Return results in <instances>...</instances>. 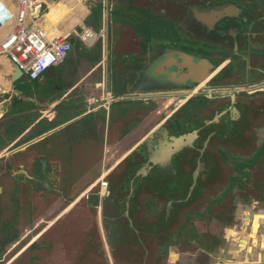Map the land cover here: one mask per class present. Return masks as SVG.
Returning <instances> with one entry per match:
<instances>
[{
	"label": "flooded vegetation",
	"instance_id": "obj_1",
	"mask_svg": "<svg viewBox=\"0 0 264 264\" xmlns=\"http://www.w3.org/2000/svg\"><path fill=\"white\" fill-rule=\"evenodd\" d=\"M222 4L259 11L260 21L264 20V0H132L136 15L115 13L118 19L125 16L122 23L130 25L117 28L109 63L113 98H124L111 107L125 104L123 117L88 120L70 138L72 146L62 144V134L47 138L36 147V158L43 163L40 168L33 165L36 159L30 161V148L16 153L21 158L11 176L13 182L9 180L0 191L9 195L8 204L4 203L15 213L7 217L6 226L16 228V220L21 222L27 213L46 216L44 222L35 223L28 248L38 253L29 257L31 264H179L184 257L177 254L178 247L192 243L198 236L193 226L206 222L202 218L207 215L195 210L200 199H209L208 194L225 183L224 194L250 183H255L258 195L264 194V142H260L264 85L249 89L248 79L243 87L209 94L195 93L196 89L191 95L130 96L145 90L147 81L137 85L146 58L161 47L220 63L229 61L236 51L226 47L239 37L230 35L237 20L224 21L225 33L219 32L220 25L210 31L197 19L209 17L214 10L203 16L195 12ZM223 36L229 41L221 42ZM238 52L249 55L245 48ZM250 134L258 135L257 142L250 144ZM171 137L180 146L167 163L170 145L178 146ZM253 169L260 170V177ZM194 175L196 186L190 192ZM109 186L114 192L111 197ZM221 198H213L210 205L217 209ZM68 212H87L88 220L85 223L86 216L79 214L70 230H61L55 222ZM47 216L54 217L45 225ZM50 231L51 238L39 245ZM18 236L15 232L14 240ZM205 237L200 235L199 249L206 246ZM173 255L177 258L172 259Z\"/></svg>",
	"mask_w": 264,
	"mask_h": 264
},
{
	"label": "crops",
	"instance_id": "obj_2",
	"mask_svg": "<svg viewBox=\"0 0 264 264\" xmlns=\"http://www.w3.org/2000/svg\"><path fill=\"white\" fill-rule=\"evenodd\" d=\"M45 1L55 2L57 0H42V3L46 4ZM43 4L40 6L46 8L47 5ZM7 7V0L0 1V32L6 28V23L10 19H14L15 13L9 12ZM72 14V11L63 14L65 19L60 23L66 22ZM60 23L51 29H57L61 25ZM86 28L97 34L91 25L86 26ZM104 29L105 26H103ZM6 30L3 35L6 34ZM113 32L112 29H109L107 23L105 34H98L99 40L97 42H100V47L94 51H92V48L96 43L89 47L83 45L87 48L86 50L81 49V47L75 50V44L82 43L80 41L81 35L77 33L74 36L72 33L67 34L71 40L72 36L74 37L71 53L63 64L49 69L44 77L36 81V85L33 82V84L31 83V87L26 91V94L27 92L31 93L30 96H26L20 89L15 91L13 84L7 93L0 92V158L20 149L27 148L26 150H28L30 148L32 153L29 155L30 161L34 159L40 161L36 158L39 151L36 147L46 141L47 138H53L57 133L68 130L66 134H62L60 141L63 142L62 144L72 146L70 138H73L76 134L78 135L88 125V118L92 117L94 121H102L103 113H105L104 120H108L113 102L124 99L117 97L118 99L114 100L113 90L109 87L112 84V78L109 82L111 67L109 63H111L110 57L114 56L112 55ZM94 56H98L100 60L98 58L96 60L93 58ZM4 59L8 61V59ZM8 62L10 63V61ZM54 68H64L65 74L58 76L60 81L51 83L45 76H53ZM72 71L74 73H70ZM43 82L44 84L41 87ZM97 93H99L98 96ZM14 97L19 98H16L18 101H15V103L13 101ZM56 121L58 122L55 123ZM32 129L34 131L29 135ZM249 137L252 139L250 144L254 141L257 142L258 135L250 134ZM260 138V142L263 143L264 139ZM101 186L105 192L106 185L102 182ZM257 206L252 208L250 206V211L244 212L240 229L229 226L230 228L226 230V239L230 242L231 247L233 246L232 252L229 251V254H231L229 259L234 261L225 262L220 260L218 264L263 263L264 209ZM240 243L244 245L242 249ZM176 258L177 256L173 255L172 259Z\"/></svg>",
	"mask_w": 264,
	"mask_h": 264
},
{
	"label": "rangeland",
	"instance_id": "obj_3",
	"mask_svg": "<svg viewBox=\"0 0 264 264\" xmlns=\"http://www.w3.org/2000/svg\"><path fill=\"white\" fill-rule=\"evenodd\" d=\"M7 1H8L7 10L9 12L11 8H14V5H16V9H17V5L20 2V0H7ZM27 1L28 4L32 5L33 9H35L36 7L38 9V7H40V5L43 4L42 0H27ZM122 1H124L123 2L124 4H122ZM45 3L46 4L43 5H47L46 7L47 12L44 14L43 18L40 21V27L43 30L52 31L53 37L58 35L63 36L70 33H72L73 36L76 33L78 35H82L85 34L86 31V34H90L91 38H95L94 37L95 34L89 31L88 28H86V26L91 25L97 34H105L107 23L109 24V29H112L114 31L113 35L115 36L118 33L117 28H127V27L130 28L129 24L122 23V18L129 14H135L134 12H136L134 10H131L130 8L132 7L130 5L132 3V0L129 1L128 0H57L55 2L45 1ZM77 4L79 5L75 6ZM100 5H102L103 7ZM74 6L76 9L73 8ZM72 8L73 10H71ZM16 9L13 10L14 13ZM68 11L69 13L72 11L73 13L72 16L63 24L60 23L62 20L65 19V16H63V14H66ZM120 12L124 13L123 15L125 16L118 19L116 18L115 13H120ZM126 19L128 20L129 18L127 17ZM10 21L11 19L6 23V25H9ZM59 23L61 25L57 29H53V30L51 29L52 27H56ZM133 24H136V22L132 21L131 25L134 26ZM103 26H105L104 30H103ZM6 28L7 30L6 29L5 30L7 33L9 27ZM5 30L2 29V32H0V35H2L0 36V41H2V38L5 36L3 35L5 33L4 32ZM151 30H152V26H150L148 31ZM73 36H72V41L74 40ZM95 46L92 48V51H94L95 49L97 50L100 47V42H97ZM80 47L83 50L87 49L83 46L82 43L75 44V50H78V48ZM93 58H95L96 60L98 58V60H100L98 56H94ZM3 61H5L4 58ZM5 62L7 65L4 69L0 66V76H2L0 78L1 93H7L8 91H10L11 86H9L10 84L8 80H15V78H13V75L15 73L14 65L10 64L8 61ZM53 71H54L53 76L50 77L48 75L45 76V78L51 83L60 81L59 80L60 78L58 76H62V74H65L64 68H54ZM70 73H74V71ZM33 83L36 85L37 82H33ZM43 84L44 82L41 83V87ZM13 85H14L13 89L15 91H18L20 89L21 92L24 94H26V91H28V89L31 87V83L26 81L25 79L16 81L13 83ZM30 94L31 93L27 92L26 96H30ZM98 94L99 93H97V96ZM16 98L17 97L13 98L14 103L15 101H18L16 100ZM123 107H126V105L125 104L113 105L112 107H110L111 111L109 112L108 117L115 116V119H121L123 117V112L126 110V108ZM104 117H105V113H103V117H102L103 120ZM88 119L91 122L92 117ZM57 122L58 121H56L55 123ZM141 128H144V125H142ZM33 131L34 130L32 129L31 132H29V135L33 133ZM67 132L68 130H63L60 133H57L56 138H58L61 134H66ZM263 134L260 136L262 137V139H264ZM16 153L17 152H14L12 154H6V157H3L4 156L3 155L1 156L2 158H0V191L1 192L4 191L3 190L4 186L5 184H8L9 180L11 179V176L15 175L14 173L16 171L17 163L20 162V158H21L19 157L21 154L16 155ZM10 166L11 169L9 170ZM239 168H241V166H239ZM253 171L256 170L253 169ZM256 172L259 173L257 174V177H260V170H257ZM251 177H252L251 180L254 181L256 178V174H254L253 172ZM10 181L13 182L12 180ZM226 187H227V183L220 185V187L214 190L212 195H210V193L208 194L209 199H200L197 202L198 208L197 209L195 208V210H197L201 214L207 215L204 218H202L206 222H198L195 226H193V228L195 229L198 235L197 239L198 242L200 241L199 243L193 241L192 243L183 242L182 245L178 247L177 254L182 255L184 257V259L180 260L181 262L179 264H218L220 260L225 262L234 261L233 259H229L231 255L229 254V251L232 252L233 246L231 247L230 242L226 239L227 236L226 230L230 228L229 226L240 229V227L242 226V217L244 215V212L250 211L249 210L250 206L252 208L255 205H257L256 203H259V207L261 209H264V194L258 195V192L255 189L256 187L255 183H250L245 186L244 185L237 186L233 192L224 194L223 191L226 189ZM12 189L14 190V188ZM102 193L104 194L105 192L102 191ZM219 197H222L221 200L222 199L223 200L220 202V205L217 207V209H214L212 205H210V203L213 204V200H214L213 198H219ZM4 202L6 204H8L9 202V195L7 193L5 196L3 194L0 195V264H31L32 260L29 259V257L34 256L35 254L38 253V252L36 253L35 248H28L29 244L32 242L31 240L33 236L35 235V229H36L35 223L37 221H39V223L44 222L46 216H39L38 218H36V216L27 213L26 214L27 216L25 215V217H23L20 220L21 222L16 220L14 224L16 228L12 229L13 227L6 226L8 222L7 217H9L10 219L15 213L13 211H10V209L5 205ZM48 213L49 212L47 211L46 214L48 215ZM71 213L66 214L64 218H62L58 222L59 224L55 222V225L61 226L62 227L61 230L62 229L70 230V228L74 226L73 225L74 221H76V217H78L79 214H82L83 217L86 216L84 218L85 223L88 220L87 216H89V214L87 212L85 213L79 212L78 214L75 215ZM53 217H48L45 225L48 224L51 221V218ZM34 218H36L35 221ZM16 229L17 231H15ZM191 230L192 229L188 226L187 231L192 236V233L190 232ZM15 232L18 233L19 236L17 239L14 240ZM51 232L52 231L46 234L38 244L44 245V241H47V239L51 238ZM201 234H204L206 236L205 239H208L205 242L206 246L203 247L205 251L203 249H199L198 247V245H200L202 241L199 239ZM5 240L7 241L8 244L7 245L5 244L4 247L3 241ZM188 240L191 241L190 239ZM38 244H36L35 246H38ZM240 246L242 249L244 246L243 243L242 244L240 243ZM109 250H111L110 245H109Z\"/></svg>",
	"mask_w": 264,
	"mask_h": 264
},
{
	"label": "water",
	"instance_id": "obj_4",
	"mask_svg": "<svg viewBox=\"0 0 264 264\" xmlns=\"http://www.w3.org/2000/svg\"><path fill=\"white\" fill-rule=\"evenodd\" d=\"M139 7V6H138ZM144 9V8H143ZM214 10V11H213ZM213 11V12H212ZM197 16L206 15L212 12V15L206 18H198V22L205 25L207 30H214L216 26H221L219 32H224L226 19L233 18L237 20L232 26L234 30L231 32L234 36H239L230 44L229 48L236 51L229 61L222 59V63L213 58L206 56H194L186 54L178 49H166L161 47L154 56H147L145 66L142 70L140 82H145V90H137L130 96L147 97L158 95H191L197 89V92L209 94L215 91L231 90L234 86H245L243 81H248L251 87L256 89L264 85V20L260 21L259 11L249 10L247 8H239L236 5L222 4L216 8L208 10L198 9L195 11ZM259 12V13H257ZM255 18H252L254 17ZM217 21V22H216ZM239 21V22H238ZM242 28V29H241ZM221 42H228L226 37H220ZM239 46V47H238ZM225 47V46H223ZM239 48V49H238ZM245 48L249 51V55H243L238 50ZM238 49V50H237ZM150 55V54H149ZM15 68L13 78L15 82L22 78V72ZM112 80V84H113ZM124 86V85H123ZM201 86V87H200ZM247 86V85H246ZM199 88V89H198ZM246 88V87H245ZM255 91L250 93L254 94ZM178 146L170 145V157L166 160L171 162V158L179 151V140L170 138ZM183 139V138H179ZM164 147V145H159ZM160 148V147H158ZM27 148L20 149L17 153L25 151ZM262 159L264 160V154ZM39 168L43 165L42 161H34L33 165H38ZM156 166V163H155ZM264 168V162L262 164ZM195 174H197L195 172ZM197 175L193 176V182L190 187V192L196 186ZM200 187V186H199ZM114 192L109 186L108 195L112 196ZM169 205H172L170 202ZM198 236H194L193 242H198Z\"/></svg>",
	"mask_w": 264,
	"mask_h": 264
},
{
	"label": "built area",
	"instance_id": "obj_5",
	"mask_svg": "<svg viewBox=\"0 0 264 264\" xmlns=\"http://www.w3.org/2000/svg\"><path fill=\"white\" fill-rule=\"evenodd\" d=\"M46 12V8L33 9L27 0H20L12 26L0 43V57L8 59L22 72L20 80L30 83L40 80L49 69L63 64L72 51V40L67 35L53 37L52 31L40 27ZM94 37L85 31L80 41L89 47L99 40L98 34ZM262 239L264 244V234Z\"/></svg>",
	"mask_w": 264,
	"mask_h": 264
},
{
	"label": "trees",
	"instance_id": "obj_6",
	"mask_svg": "<svg viewBox=\"0 0 264 264\" xmlns=\"http://www.w3.org/2000/svg\"><path fill=\"white\" fill-rule=\"evenodd\" d=\"M130 8H131V10L134 9L133 7H130ZM14 9H16V5H14V8H11L10 12L14 13V11H13ZM128 14H129V13H128ZM129 15H130V14H129ZM2 17H4V16H2ZM12 22H13V18L11 19L9 25H7L9 28L12 26ZM5 26H6V25H5ZM5 26H4V27H5ZM7 26H6V27H7ZM4 27H3V28H4ZM5 29H6V28H5ZM5 29H4V30H5ZM0 43H1V41H0ZM6 65H7L6 62L3 61V58H1V59H0V66L4 69V68L6 67ZM1 77H2V76H0V78H1ZM8 81H9V84H10L9 86H11V85L15 82L14 80H8Z\"/></svg>",
	"mask_w": 264,
	"mask_h": 264
}]
</instances>
